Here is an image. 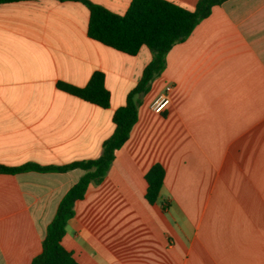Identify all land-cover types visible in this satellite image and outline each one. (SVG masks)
I'll return each mask as SVG.
<instances>
[{
	"label": "crops",
	"instance_id": "1",
	"mask_svg": "<svg viewBox=\"0 0 264 264\" xmlns=\"http://www.w3.org/2000/svg\"><path fill=\"white\" fill-rule=\"evenodd\" d=\"M124 13L131 0H92ZM194 8L198 0H173ZM75 0L0 3V163L65 164L101 154L153 57L87 33ZM105 72L110 106L58 87ZM172 83L162 113L151 103ZM165 168L150 203L145 173ZM84 173L0 172V264H30ZM63 245L80 264H264V0H225L166 54L138 119L99 184L75 203Z\"/></svg>",
	"mask_w": 264,
	"mask_h": 264
},
{
	"label": "trees",
	"instance_id": "2",
	"mask_svg": "<svg viewBox=\"0 0 264 264\" xmlns=\"http://www.w3.org/2000/svg\"><path fill=\"white\" fill-rule=\"evenodd\" d=\"M19 0H0L11 2ZM83 2L89 9L87 33L90 37L128 54H136L144 45L153 51V57L145 66L137 84L128 92L123 105L113 113L114 131L103 142L99 156L75 160L65 164L48 165L26 162L16 166L0 163V172L20 171H66L81 168L80 176L61 198L54 217L48 223L42 242V250L30 264H80L73 252L62 243L69 219L75 213V203L84 198L90 184H99L107 174L120 148L129 138L138 119V101L146 93L152 79L166 66V54L174 43L185 39L194 27L207 17L214 6L225 0H198L194 8L173 0H131L124 13L115 12L92 0ZM58 87L101 107L110 106L111 93L105 83V72L95 70L88 82L75 85L59 81ZM165 176L164 166L156 162L145 173L147 188L145 196L150 203L157 201Z\"/></svg>",
	"mask_w": 264,
	"mask_h": 264
},
{
	"label": "built area",
	"instance_id": "3",
	"mask_svg": "<svg viewBox=\"0 0 264 264\" xmlns=\"http://www.w3.org/2000/svg\"><path fill=\"white\" fill-rule=\"evenodd\" d=\"M174 88L172 83H168L165 87L157 94L151 103V108L157 113H162L168 104L171 102V92Z\"/></svg>",
	"mask_w": 264,
	"mask_h": 264
}]
</instances>
